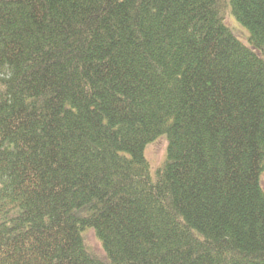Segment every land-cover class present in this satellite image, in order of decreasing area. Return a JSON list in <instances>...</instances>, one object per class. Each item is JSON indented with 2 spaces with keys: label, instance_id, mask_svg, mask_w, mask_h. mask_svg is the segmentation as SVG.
Returning <instances> with one entry per match:
<instances>
[{
  "label": "trees",
  "instance_id": "obj_1",
  "mask_svg": "<svg viewBox=\"0 0 264 264\" xmlns=\"http://www.w3.org/2000/svg\"><path fill=\"white\" fill-rule=\"evenodd\" d=\"M225 1L239 34L221 0H0V264H264V0Z\"/></svg>",
  "mask_w": 264,
  "mask_h": 264
},
{
  "label": "rangeland",
  "instance_id": "obj_2",
  "mask_svg": "<svg viewBox=\"0 0 264 264\" xmlns=\"http://www.w3.org/2000/svg\"><path fill=\"white\" fill-rule=\"evenodd\" d=\"M221 15L225 18L226 22L233 26L237 33L239 34L242 30H245L234 18L233 15H231V10L226 4L225 0H221ZM244 40L248 39V35H240ZM168 148V139L166 136H161L160 138H157L154 142L149 144L146 149L145 153L147 156V159L150 162V166L152 169L153 174L155 175L156 172L159 170V168L165 163L167 159V150ZM83 232V236L85 240L87 241L88 245L92 248L91 250L94 251V255L98 257L99 259L106 260L107 254L102 249V245L97 239L94 230L91 228H86Z\"/></svg>",
  "mask_w": 264,
  "mask_h": 264
}]
</instances>
